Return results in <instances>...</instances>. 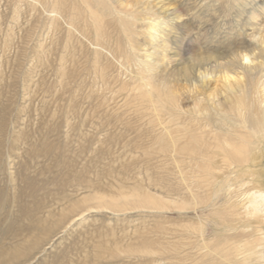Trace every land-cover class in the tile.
Returning <instances> with one entry per match:
<instances>
[{"label": "rangeland", "instance_id": "obj_1", "mask_svg": "<svg viewBox=\"0 0 264 264\" xmlns=\"http://www.w3.org/2000/svg\"><path fill=\"white\" fill-rule=\"evenodd\" d=\"M60 3L0 0V264H206L227 236L244 250L259 238L251 264H264V226L242 208L244 189L226 230L213 215L233 203L227 190L213 198L210 183L181 182L149 152L156 118L116 93L131 76L119 23ZM165 4L196 7L214 54L252 44V17L264 18V0H214L203 13L198 0ZM222 84L209 85L210 101L226 98Z\"/></svg>", "mask_w": 264, "mask_h": 264}, {"label": "bare ground", "instance_id": "obj_2", "mask_svg": "<svg viewBox=\"0 0 264 264\" xmlns=\"http://www.w3.org/2000/svg\"><path fill=\"white\" fill-rule=\"evenodd\" d=\"M37 1L45 6L51 2L53 12L64 6L60 0ZM70 1L80 3L96 22L106 18L118 22L125 40L129 41L134 35L133 43L138 50L148 46L149 41L124 19L133 4L137 9L141 4L150 6L170 22L171 31L167 33L169 62L152 80L135 70L130 51L121 54L122 64H128L131 76L130 82L127 80L116 93H124L123 104L129 110L156 118L151 123L149 152L175 166L181 182L210 183L213 198H218L226 189L232 202L239 197L237 187L244 189L243 200H240L243 204L238 201L239 206L242 204L246 215L264 226V175L257 171L260 160L256 157L259 144L264 142V60L256 62V67H246L238 57L255 45L235 43L221 53H211L210 23L203 20L199 23L193 13L196 7L189 4L170 9L166 0ZM211 6L209 3L198 8L203 13L210 11ZM162 56L163 53L158 54L156 59L159 61ZM201 71H206L201 74L202 81ZM213 81L223 83L226 97L223 101H210L214 94L206 96ZM146 200L155 201L153 197ZM232 204L213 215L214 221L226 230H231L236 217V203ZM217 206L215 201L213 207ZM237 240L227 236L220 244L212 245L206 264H251L254 257L249 253L250 246L258 243L259 238L246 241L245 250Z\"/></svg>", "mask_w": 264, "mask_h": 264}, {"label": "clouds", "instance_id": "obj_3", "mask_svg": "<svg viewBox=\"0 0 264 264\" xmlns=\"http://www.w3.org/2000/svg\"><path fill=\"white\" fill-rule=\"evenodd\" d=\"M199 6L203 7L212 2V0H198ZM216 3H227L229 6L232 4L240 3V0H216ZM124 19L129 25L137 31L143 33L149 41V45L138 50L133 43V36L127 41V47L133 54L132 65L135 70L143 76L154 80L155 75L159 72L160 68L169 62L167 56V33L171 31L170 22L162 15L157 14L154 8L146 7L141 4L139 9L135 4L131 9L126 11ZM252 24L254 25L248 33V39L255 45L251 51H245L239 54L241 63L246 67H256L258 61L264 53V18L253 16ZM163 53L162 58L158 61L156 57L158 54ZM245 57L248 59L245 60ZM199 73V78L202 81V73ZM197 84H193L196 86ZM259 211V209H257Z\"/></svg>", "mask_w": 264, "mask_h": 264}]
</instances>
